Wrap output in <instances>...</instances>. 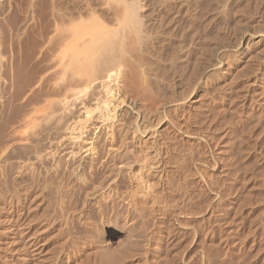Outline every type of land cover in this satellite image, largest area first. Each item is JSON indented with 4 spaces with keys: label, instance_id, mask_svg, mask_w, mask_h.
Listing matches in <instances>:
<instances>
[{
    "label": "rangeland",
    "instance_id": "374dc122",
    "mask_svg": "<svg viewBox=\"0 0 264 264\" xmlns=\"http://www.w3.org/2000/svg\"><path fill=\"white\" fill-rule=\"evenodd\" d=\"M107 1L0 0V44H2V42H7L6 44H2V47L0 45V49L2 50L4 47L3 45H5L4 51L6 50V53L8 51L10 52L12 49L16 50L19 45L22 48V43L24 44V48V46L28 43L27 47L32 46V51L34 54L33 59H35L39 50L41 49V43L45 41L47 37L52 35L53 32L50 31L53 29L54 23H58V19L61 18L60 16L63 15V22L66 18H69L67 19L68 22L64 23V26L67 24V29L68 26L73 27L75 25L76 21L78 20L77 17L82 16L83 19H88V17H91L92 14V17L95 15L94 18L98 19L101 17L99 18L100 20L104 18L103 16L106 12L102 11V14L98 9H101V7L104 6H109L107 5L109 4ZM116 1L117 3L119 1V3H126L128 0ZM178 1L177 9L181 8L179 11H183V15L180 13L178 16V18L180 17V22L177 18V24L180 23L179 26L177 25V27L181 26L180 29L176 27L179 31L178 32L176 30L178 33L177 37L179 38V36H182L185 31H187L184 34L188 37L186 38L187 40L192 35V39L190 38L191 41L188 40V43L190 44L189 49L192 53H190V55H192V61L198 54V51L193 50L196 49V44L200 43V41L197 43V41L194 40H197V37H199L198 39L202 37L200 36L202 35V28L205 27L206 29V37L211 33L210 42H212V34H216L215 29L218 31V28L220 29L222 26L223 28H226V25L231 27L234 26L233 24L236 22V19L232 17V10L234 11L236 7L235 5L243 6L244 4H247V2L251 4L255 2L257 5L255 3L252 4L253 6L256 5L253 7V13L255 14L257 12V16L254 14L252 15V13L251 15L255 16V19H264L263 0H238L239 2L237 0L236 2L233 0L231 2V7L235 6L234 9L230 7V9H224V11L221 8L224 3L222 0H220L221 2H218V0L217 2L216 0H207V2H210L208 4L209 7L206 3V0H200L199 4L202 6L199 5V10L202 11L201 9H203L204 12H199L200 17H196L198 18L197 21L196 18L194 19L195 22L194 24L191 23L193 25L192 26L189 23L190 21L188 22L185 20L188 17V13L184 14V10H188V8L192 9V0H190L191 4H188L190 3L189 0H186V2H183V0ZM102 2L107 3L104 5ZM213 2L214 4H212ZM243 2L245 3L242 5ZM181 3H184V5ZM232 3L237 4L233 5ZM186 4H188V6H186ZM210 4L212 6V12L210 11ZM181 6L185 7L184 10ZM200 6L202 8H200ZM186 7L188 8L186 9ZM213 7L216 11H218L216 12ZM204 9H208L209 13ZM220 9L224 13H220ZM229 10L231 13H225ZM98 14L99 16H97ZM185 15H187V17ZM226 15L230 16L226 17V19L224 17ZM251 15L247 14L246 16L249 17ZM73 17H76L77 19H75V22L71 23V25L73 23L74 25H68L69 21ZM242 17H244L241 18L243 20L245 19L244 21H246V19L249 20V18H253H247L245 15ZM105 19L106 17L102 21L107 22L108 17L106 19L107 21H105ZM206 22H208L209 25ZM107 23L111 24L108 25ZM107 23V29L115 30V28H118L116 24H112L115 22L111 20H109ZM185 24L187 25L186 27ZM189 24L190 27H194L193 29L190 28L192 31L189 29ZM115 25L117 27H113ZM216 26L219 27L216 28ZM176 28L171 27V30L169 29V33L174 34V32H176ZM190 31L193 33H190L189 35ZM207 31H209V33ZM44 32L46 33L44 34ZM47 34L49 35L47 36ZM175 34L174 39L177 38H175ZM214 37L215 36H213V38ZM208 38L209 37H207V39ZM208 40L207 42L210 44ZM176 41L179 42L178 40H175L174 44H176ZM30 42H32V45ZM177 44L174 46L177 47ZM212 44H210L213 47L212 53L216 57H213V61L216 62L219 52L225 48L222 46H226V44L221 41L219 42L218 40L212 42ZM195 52L197 54L194 57L193 54H195ZM6 55H8V53ZM239 58L240 56L238 53L229 52L227 61L225 62L226 64L224 63V67H222L224 68L225 72L224 70H222V72L218 70L216 71L217 73H214L213 71L206 70L205 75L207 74L206 76L208 78L206 77L207 79L203 78V80L199 81L198 86H196L188 102H185L184 105H181V107H179L180 109L175 108L174 110L173 108H169L167 110L169 116L172 115V117L170 116V118H172V122H175L176 124L180 123V125L183 124L182 127L185 130L189 129V131H187L192 134L195 133L194 136L196 137L184 138V136H181V134L175 135L174 132H170L167 129H165L167 132L162 131L160 133L157 140L159 139L158 141L161 143V157L163 162H166L165 164L167 166L165 165V171L160 172L162 174L159 173L160 176L156 173V176L158 175L157 177L155 176L154 172H147V174L144 170H142V172L139 171V169H137L139 168V165L136 166L137 168H134L135 171L132 170L129 172L130 169L125 168V173H123L125 177H123V175H121L119 178L116 177V171L113 169H116V167H113L111 158L108 157V155L105 156L108 147L111 146L116 148L117 145L118 147L121 145L119 131L114 127L107 134H100L99 136L101 138L98 136L99 138L97 137V139H95V147L97 152L95 157L96 160H90V157L84 158V154H82L83 156L76 154L75 157L70 158L68 155H65L66 150H64V152L63 149H61V151H55V154L52 158H44L41 160L43 163L39 162L36 164L33 160H31L33 157L30 156V154H28L26 151L29 146L28 142L26 143L24 140H18L19 138H16L17 140L14 138V142L12 138H8V133H12L10 130L13 129V125H15V127L16 125L18 126V121L16 122V120H18L20 115L22 117L24 113L23 110L25 109L23 108V105H21V99L16 100V102H14L15 104H12L13 100L11 97L5 95L3 101H6L7 105H4L5 102H3V109H1L2 107L0 106V111L3 110L2 115L5 113L3 115L4 117H2V115L0 116V120L1 123L3 122V125L5 123L4 126H7V128L3 127L5 137L8 136V139L13 140L11 145H14V147L16 146L15 149L18 147L19 148L14 151L13 147V151L15 153H12V155L10 153L8 156L1 155L0 157V220L7 219V217L17 216V211L18 213L20 211L25 213L28 217L34 218L36 222L33 227V229H35L34 231L38 230L39 232V230L43 229V231H41L42 235L40 234L39 236L38 244L40 245V242L46 243L47 256L45 259L47 260H42V258H38V256L35 255V258L41 261L33 259V256L32 259H29L30 261L20 260L19 262L18 258L2 252L0 253V259L2 261L0 264H17L18 262V264H103V262L105 264H264V259L262 260V258H264V103L261 104L260 102L264 100V96L260 98L257 95V92L256 96L254 94L255 92H253V94H249L252 93V90L246 94V90H244L247 89L246 83H250V81L253 79V74L255 75L257 67L256 64L253 66L252 62H248V64H251V67L248 65L246 68L244 64L242 65L244 66L243 69L241 66V60ZM238 59L240 61H237ZM157 60L158 59L155 61L156 64L158 63ZM158 61H160V59ZM162 63L163 62L160 61L158 63L159 66L158 64L155 65L156 68L154 69H158L159 71L154 70L156 73L154 75H157L158 73L157 76H160L159 80L161 79L165 82H163L164 84L162 83V86L167 85L169 87L170 84L167 80H169L170 77L174 75V73H172L173 70L170 72V70L164 68V63ZM255 67L256 69H254L253 73L252 69ZM239 69L243 70V72H240ZM165 70L169 71L171 74L167 72L170 74L168 75ZM182 72H179L180 77ZM243 73H245V75ZM38 75H40V73H34V77L36 76L34 81H37L39 77ZM157 76H155L156 82L158 79ZM235 76H238L236 77L238 79H236ZM51 77L53 76H50L49 78L50 83L48 82L41 89L43 92H40L39 89H37V84L33 86L32 89H37L38 91L32 96V99H30V106L28 105V108L32 107L31 104H34L38 101L37 96L40 99H43V96H45L47 92L49 93V91H52V83L55 82L57 78L53 77L55 81L51 82L54 80ZM161 80L159 82H161ZM170 80L169 82L171 83ZM243 86L245 88H243ZM168 87L166 88L165 86L164 89L167 91ZM25 91L24 93L26 94L30 93ZM242 94L245 96V99L243 98ZM155 95L157 94L155 93L154 96ZM253 97H256L255 100H253ZM249 98H251L250 100L253 101L248 103V101H250ZM5 99H11L12 102ZM156 99H158L157 96ZM9 102L10 104L8 105ZM141 104L142 102H140L139 107L142 106ZM14 105H16V107ZM11 106L15 107L14 111L16 112V117L14 116V111L12 109L13 107ZM4 107L7 108V110L5 109L6 111H4ZM120 107L118 114L121 112V115H123L119 116V119H121V121L127 122V124L133 125L135 123V119L133 117L134 115L127 114L124 111L125 106H123V104H121ZM18 109L22 112L19 111L17 114ZM8 112L13 116L11 117ZM21 117L19 118V121L21 120ZM1 123L0 125H2ZM8 124L11 128L8 127ZM54 126L55 124L53 127L51 126L52 129H54ZM72 126L73 125H71V128ZM58 128L59 127H55L57 132L59 130ZM4 129L8 131L6 132ZM50 129L51 128H47L45 130ZM52 129L50 131L55 133V129L53 131ZM69 129L67 131L71 132ZM42 131L43 130L40 132ZM50 131H48L49 133L47 137H50ZM67 131H64V136H61L64 134L61 130H59V133L57 134H51L52 138L54 135H56L54 136V139L51 138L52 141L55 140V144H59L61 142L64 146H70V144H72L71 141L73 137L70 133L68 135L66 133ZM40 132L37 131L38 134ZM45 133H47V131ZM45 133H43L44 136ZM39 135L37 136L39 137ZM59 135L62 138H60ZM35 137L36 136H34V138ZM56 137L58 139H56ZM8 139L5 138L9 144L11 143V140L9 142ZM35 139L33 140L35 141ZM136 140L137 141L134 140L135 142L128 140L127 145H130L131 147L132 144L131 148L133 149L135 147V149H137L136 147H139V145L141 146L145 144L142 142V140L140 141V139ZM7 141H5L2 145L0 144V146L3 147ZM40 141L42 140L40 139ZM43 142H45V140ZM162 144H167L169 146L168 148L165 147L166 149L164 148V152L162 150L164 147ZM158 145L160 147L159 143ZM25 147L27 148L25 149ZM17 151L19 152L17 153ZM21 152L23 156L20 154ZM128 156L130 157L128 161L132 160L131 155ZM8 157H11L12 159ZM19 157L21 159H18ZM80 157L82 158V161L80 160L78 162ZM81 163L82 165H80ZM25 165L26 167H24ZM112 174L115 176H112ZM119 183L120 185H118ZM86 193L88 194L86 195ZM34 195L37 198H35ZM29 207L35 208V210L32 208L30 209ZM15 210L16 212H14ZM99 234L100 236H98ZM110 234L112 235V240L109 242V247L112 245L110 251L113 249V251L110 253L112 254L115 252L112 255L109 253L112 257L109 256L107 252H103L105 253L103 255V253H100L96 249L98 248V243L100 242H98V239L102 241ZM128 237H131L132 239L134 238L136 240V242L133 243V250H130L131 254L128 252V242L130 240ZM133 240L131 241L133 242ZM124 250H127V254L125 252L126 255H124ZM89 253L92 254V256ZM119 253H121V255H119ZM107 256L111 259L115 257V261L113 260L114 263L112 261L110 262L111 259L109 258V260ZM124 256L126 260H123ZM25 261L27 262L25 263Z\"/></svg>",
    "mask_w": 264,
    "mask_h": 264
},
{
    "label": "bare ground",
    "instance_id": "6f19581e",
    "mask_svg": "<svg viewBox=\"0 0 264 264\" xmlns=\"http://www.w3.org/2000/svg\"><path fill=\"white\" fill-rule=\"evenodd\" d=\"M104 1H107V0H104ZM115 1L114 0H108L107 2H109V4H107V5H109V6H107V7L104 6V7H101V9H98L101 11V13H102V11L106 12V13H104V16H103L104 18L106 17V19H107V17H108V21L111 20V21L115 22V23H112V24H116L118 26V28H115V30L107 29L108 27H106V26L108 24L107 23L108 21L106 19H105V21H107V22H104V21H102L104 18L99 20V18H101V17H99L97 19V18H94L95 15H93V17H92V14H91V17H88V19H86V18L83 19L81 16V17H77V19H78L77 20L76 17L75 18L73 17L72 18L73 20L71 19L72 21L70 20L71 22L69 21L68 25L69 24L71 25V23L75 22L76 20L77 21H76L75 25H74V23L71 25V26L74 25L73 27L68 26V29H67V27H66L67 24H65L66 26H64V23H67L68 22L67 19H69V18H66L65 20H67V21L64 20V22H63L62 19H64V18H62V16H63L62 15V16H60L61 18H59V19L57 16V19L60 22L59 21H58V23L53 22L54 27H53V29L51 27L52 30L50 31L53 33H52V35L47 37V39H45V41H43L41 43V49L39 50L38 55H37V57H35V59H33L34 54L32 51V46L27 47L28 43H27V45L24 46V48H23L24 44L22 43V48L19 45V47H17L16 50L12 49L10 52L8 51L6 53H5L6 50L4 51L5 45H3L4 46L2 49L3 51L0 49V106L1 107L3 106V102H5L4 105L6 104V101H3V98L5 97V95H7V96L11 97L13 102L11 101V99H5V100H8V101L10 100L12 102V104L14 102H16V100L21 99V101H22L21 105H23V108L25 109V110H23L24 113H23L22 117L20 115L21 120L19 121V118H20L19 116H18L19 117L18 120H16V122L18 121L17 122L18 126L16 125V127H15V125L12 124L15 128L13 127V129L10 130L12 133H8L9 137L7 135L6 136L8 138H12L13 140H14V138L15 139L19 138L18 140H24V141H26V143L28 142L29 143L28 149H26L27 147H25V149L28 152V154H30V156L33 157V159H31V160H33L36 164L39 162L43 163V161H41V160L44 158L45 159L46 158L47 159L52 158L55 154V151H57V150L61 151V149H63V151L66 150L65 155H68V157H70V158L75 157L76 154H80V155L84 154V156L82 155L84 158L90 157L89 158L90 160H94V159L96 160L95 157L97 155V152H96V147H95V139H97V137L100 134H103V133L107 134L114 127V128H116V130L119 131V136H120L119 138H121V141H120L121 145L119 147L117 145L116 148L111 147V146L108 147L105 156L108 155V157L111 158V162H112L113 167H116V169H115L111 166L116 171L115 172L116 177H118V178L121 177V175H123V173H125L124 172L125 168H127V169L129 168L130 169L129 172H130V171L134 170V168L138 165H139L138 166L139 168H137V167L136 168L139 169V171H141V172H142V170H144V171H146V173L147 172L148 173L154 172L155 176H156V173L159 175L160 172L165 171L164 169H165V165H166L165 164L166 162L164 163L162 160V157H161V151H160L161 143L158 141L159 139L157 140L160 133L162 131L167 132V130H168L170 132H174L175 135L181 134V136H184V138L185 137H187V138L188 137L189 138L196 137V136H194L195 133L192 134V133L188 132L189 129H187L188 131L185 130L182 127L183 126L182 123H181L182 125H180V123L176 124L175 122H172L171 121L172 118H170V116L172 117V115L169 116V113L167 110L169 108L170 109L173 108L175 110V108L177 109V108L181 107V105H184L185 102H188V100L190 99V96L192 95L196 86H198L199 81H201V80H203V78L207 77L206 76L207 74L205 75L206 70L213 71L214 73L218 70H220L222 72V70H224V68H222V67H224V63L227 61L229 52H232V53L236 52L239 54V56H240L239 59L241 60V63H242L241 66L245 64L244 65L245 67L248 65H249V67H251L250 66L251 64H248V62L249 63L252 62L253 66H255L254 64H256L257 69L255 67L252 70H253V73H254V69H256L257 71L255 70L256 73H255V75L253 74L254 77L250 81V83L249 82L246 83L247 89H244V90H246V94H247V92H251V90H252V93H249V94H253V92H255L254 94L256 96V92H257V95L260 98L264 96L263 95L264 94V19L263 18L262 19L261 18L255 19V16H257L256 11H255L256 12L255 14L253 13V11H254L253 7H255L257 5L255 2H254L256 4L255 6L252 5L254 3L251 4L249 2H247V4H244L246 1L242 3V5L244 4L243 6L235 5L237 3L233 4L234 3L233 2L232 4L236 6V7L234 6L235 7V9H234V7H231V2L233 0H225V1L222 0V2H224V3H223V5L221 3L222 7L221 6L220 7L222 8L223 11H224V9L225 10L230 9V7L232 9H234V11L232 10V12H233L232 17L236 19V22L233 24L234 26H232V27L226 25L229 28H227L226 26H225L226 28H223V26H222L219 29L218 28L219 26L218 27L216 26V28H218V31H217V29H215L216 34H212V42L218 40L219 42L221 41V42L225 43L226 46H224V45L222 46L225 48L219 52V54L217 56L218 59L215 62V61H213V59H214L213 57H215L212 53L213 47L210 45V44H212V42H210L211 41L210 40L211 39V35H210L211 33L208 34V36H207V37H209L208 38L209 40H208L206 37L207 34L205 35L206 29L203 26H202L203 28L201 31L202 35H200L202 37H200V39H198L199 37L196 36L197 40H194V41H197V43H198V41H200V43L196 44V46H195V48L197 50L196 49L193 50V51H198V54L195 52V54H193L194 57L196 54L197 55L193 61L191 60L192 55H190L191 50L189 49L190 44L188 43L189 42L188 40H190V38L192 37V35H191V37L189 35H190V33H193V32H191L192 30L190 28H192V26H193L192 24H194V22H195L194 19L197 16L200 17L199 14L203 11V9H201L202 11L199 10V5H201V4H199L200 0H192V4L189 0L190 3H188V4L192 5L191 6L192 9H189L188 7H186V9L188 8V10H190V11L184 10L185 7L181 6L183 8V10L185 11L184 14L188 13L187 14L188 17H187V15H185L187 17V19H185V20H187L188 22L190 21L189 22L190 24L192 23L191 27H190V24L188 25L189 29L191 30L189 32V35H188L190 37L188 40L186 39L188 37L186 35H184L185 32H187V31H185V32L182 31V32H184V34L183 35L181 34L182 36H179V38L177 37V34H178L177 28L180 29V27H181V26L177 27V25L179 26V24H180V23L177 24L178 20L180 18V17L178 18V16L180 15V13L183 12V11L182 12L179 11V9H181V8L177 9V5H178L177 1L178 0L177 1H175V0H128L126 3H119L120 1L117 3V1L116 2ZM208 1H211V0H208ZM219 1L220 0H218V2ZM234 1L236 2V0H234ZM247 1H249V0H247ZM107 2H105V3H107ZM183 2H186V0L185 1L183 0ZM216 2H217V0H216ZM105 3H103V4L106 5ZM206 3L208 5L210 2H207V0H206ZM240 3H238V4H240ZM181 4L184 5V3H181ZM188 4H186V6H188ZM212 4H214V2ZM201 6H200V8H202ZM216 6H215V8H216ZM208 7H209V5H208ZM210 7H211L210 11L212 12L213 10H212L211 4H210ZM259 7H260V5H259ZM215 8H214V10H215ZM262 8H261V10H262ZM208 9H206V10L209 13ZM257 9H258V7H257ZM222 10L220 9V13L222 12ZM227 12H230V10L226 11L225 13H227ZM91 13H92V11H91ZM222 13H224V12H222ZM230 13H228V14H230ZM251 13H252V15L254 14L255 16H252ZM218 14H219V12H218ZM247 14L248 15L250 14L251 16H249V17H251V18L253 17V18L250 19L249 17L246 16ZM182 15H183V13H182ZM244 15H245V17L249 18V20L246 19V21H244L245 19L244 20L241 19V18H244V17H242ZM97 16H99V14ZM203 16H205V15H203ZM228 16H230V15H226L224 17L226 18ZM85 17H87V16H85ZM177 18H178V20H177ZM57 19H55V20H57ZM197 19L198 18H196V21H197ZM235 19H234V21H235ZM53 20H54V18H53ZM215 20H217V19H215ZM179 22H180V20H179ZM231 22H232V20H231ZM206 23H208V22H206ZM210 23H212V22H210ZM110 24H108V25H110ZM186 24H187V22H186ZM186 24H185V27L187 26ZM116 25L113 27H117ZM208 25H209V23H208ZM230 25H232V24H230ZM171 27L172 28L177 27L175 29V31L176 30L177 31L174 32V34L176 33L175 34V38L177 37L176 39H174L173 33H169V29ZM181 29H183V28H181ZM43 30H45V29H43ZM207 32L209 33V31H207ZM45 33L46 32H44V34ZM195 33H197V32H195ZM197 34H199V33H197ZM48 35L49 34H47V36ZM42 36H44V35H42ZM213 36H215L214 37L215 39L213 38ZM6 38H8V37H6ZM5 40H7V39H5ZM43 40H44V37H43ZM175 40L179 41V42L176 41V44L178 43L177 47L174 46V45H176V44H174ZM207 40L210 42V44L207 42ZM192 42H193V40H192ZM4 43L2 42V44H4ZM30 43L32 45V42H30ZM215 43H218V42H215ZM2 44H0L1 47H2ZM15 44H16V42H15ZM19 44H21V43H19ZM193 44H192V46H193ZM219 44H221V43H219ZM157 48H159V49H157ZM7 53H8V55H6ZM156 59H158V60L160 59V61H162L164 63V64L162 63L163 67L166 68L167 70H170V72H172L171 70H173L172 73H174V75H172V77H170V79L171 78L172 79L170 80L168 78L171 81V83L169 82V80H167L168 83L170 84V85L168 84L169 87L167 85H163L164 87L162 86V83L164 81L160 79L161 82H159L160 76L159 77L157 76L158 73H157V75H154V74H156L155 71L158 70V69H154V68H156L155 65H157L160 62L157 60L158 63L156 64L155 63ZM239 59L237 61H240ZM154 63H155V65H154ZM246 63H247V65H246ZM153 66H155V67H153ZM158 66H159V64H158ZM244 66H242V68ZM163 67H162V70H163ZM249 69H251V68H249ZM182 71H184V72H182ZM37 72H38V74L40 73V75H38L40 78L38 77L39 80L37 79V81H34V78L36 77V76L34 77V73L37 74ZM167 72H169V71H166V73ZM179 72H182V75L180 74L181 77L179 76ZM224 72H225V70H224ZM240 72H243V70H240ZM249 72H251V71H249ZM245 73H246V70H245ZM245 73H243V74L245 75ZM170 74H168V75H170ZM183 75H184V78H183ZM50 76L57 78L55 81V79L53 77H51L54 79V80L51 79L52 80L51 82L55 81L52 83L53 84L52 91L51 92L49 91V93L47 92V94H45V96L42 95L44 97V98L42 97L43 99H40L37 96V100H38L37 102L38 103L36 102L34 104H31L32 107L28 108V105L30 106L29 103H30V99H32V96L35 95V93H37V91H38L37 89H39L40 92H43L41 89L44 87L45 84H47L49 82ZM155 76L158 77L157 82H159V83L156 82ZM236 77H238V76H235V78ZM181 78H183V79H181ZM236 79H238V78H236ZM246 79H248V78H246ZM36 84H37V89H32L33 86ZM52 84H50V85H52ZM165 86H166V88L168 87L167 91H166V89H164ZM34 88H36V87H34ZM49 88H50V86H49ZM243 88H245V87L243 86ZM25 90H27V91H25ZM24 91L30 92V93L26 94V93H24ZM155 93L157 95L154 96ZM41 94H43V93H41ZM37 95H39V94H37ZM30 96H31V98H30ZM156 96L158 99H156ZM242 96H243V98L245 97L243 94H242ZM247 96H249V95H247ZM10 97H8V98H10ZM255 98L253 100H255ZM250 99L251 98H249V100ZM253 100L248 101V103L253 101ZM261 100H263V99H261ZM35 101H36V99H35ZM263 101H260L261 104L264 103ZM33 102H34V99H33ZM39 102H41V103H39ZM140 102H142L141 107H139ZM257 103H259V102H257ZM9 104H10V102L8 103V105ZM121 104H123V106H125L124 111L127 114H131V115L133 114L134 115L133 117L135 119V123L133 125L127 124V122L121 121V119H119V116L123 115V114L121 115V112L118 114V110L121 108L120 107ZM14 106L16 107V105H14ZM14 106H11V107H13L12 108L13 111L15 108ZM20 108H21V106H20ZM263 108H264V106H263ZM1 109H3V107ZM5 109L7 110V108L4 107V111H6ZM254 110H256V109H254ZM2 111H0V116L3 113ZM13 111H11V112H13ZM19 111L22 112L21 110L18 109L17 114ZM13 113L15 116L16 112L14 111ZM19 114H22V113H19ZM3 115H2V117H4ZM9 115H10V113H9ZM10 116L12 117L13 115H10ZM7 118H8V116H7ZM9 120H10V117H9ZM0 123H1V120H0ZM54 124H55L54 129H55V127H59L58 129L61 130L63 133H64V131H67L69 128H71V125H73L72 128L69 129V130H71V132H69V131L66 132L68 135L70 133L73 137V139L71 141L72 144H70V146L68 144H67L68 146H64L61 142L60 143L57 142L59 144H55V142H54L55 140L52 141V139H54L55 138L54 136H56V135H54L52 138L51 134L59 133V130H58V132L56 131L57 128L55 129V133L50 131ZM2 125H0V144L1 145L5 141H7V140H5V138L8 139L7 137H5L4 131H3V127L7 128V126H4L5 123L3 126ZM9 126L10 125L8 124V127ZM184 127H185V125H184ZM9 128H11V127H9ZM47 128L48 129L51 128V129L45 130ZM54 129H52V131ZM65 129H67V130H65ZM165 129H167V130H165ZM41 130H43L42 131L43 133H45L47 131V133H45V136L42 132H40ZM37 131L40 132L39 133L40 135L42 133V135L40 136L37 133ZM48 131H50V137H47V135L49 133ZM61 133H60V135H61ZM37 135H39V137ZM60 135H59V137L62 138L61 136H64L65 133L61 136ZM34 136H36L35 137L36 139H38V138L39 139L36 140L34 138ZM57 137H56V139H58ZM33 139H35V141ZM40 139L42 141H40ZM64 139H66V138H64ZM136 139H138V140L140 139V141L142 140V142L145 144H143V143H141V144H143L144 146L143 145L140 146L138 143H136L139 145V147H136L137 149H135V147H134L135 144H134V146H133L134 148L132 149L131 148L132 144H131V147H130V145L129 146L127 145L128 140L135 142V141H137ZM8 140L10 142L11 139H8ZM13 140H11V143H9V144L7 141V143H5L4 144L5 146L3 145V147L0 146L1 147L0 157H1V155L2 156H8V155H10V153L12 155V153H15L14 151L19 148L18 147L15 149L16 146L14 147V145H11L13 143L12 142ZM44 140H45V142H43ZM36 141H38L39 143L40 142H43V143L39 144ZM14 142H15V140H14ZM120 142H119V144H120ZM133 142H131V143H133ZM158 143L160 144V147H159ZM106 144H108V143H106ZM166 145H163L164 146L162 149L163 152H164L165 147L166 148L169 147L168 145L167 146ZM13 147H14V151H13ZM101 149H100V151H101ZM18 152L19 151H17V153ZM20 154H22V152ZM26 155H27V153H26ZM128 155H131L132 160L128 161L130 158ZM22 156H23V154H22ZM26 157H24V158H26ZM8 158H11V157H8ZM8 158H6V159H8ZM18 159H21V158L19 157ZM27 159H30V158H27ZM81 159L82 158L80 157L78 162ZM1 160H2V158H1ZM74 160H75V158H74ZM15 161H17V160H15ZM83 162H85V161H83ZM100 163H101V161H100ZM80 165H82V163ZM24 167H26V165ZM106 168H107V166H106ZM113 169H112V172H113ZM105 174H107V173H105ZM150 174H152V173H150ZM160 174H162V173H160ZM113 175L114 174H112V176ZM128 176H129V174H128ZM145 176H148V175H145ZM123 177H125V176L123 175ZM162 179H163V177H162ZM143 180H144V178H143ZM101 181H102V179H101ZM118 185H120V183ZM124 185H126V184H124ZM121 186H123V185H121ZM141 186H143V185H141ZM150 190H151V188H150ZM221 193H220V195H221ZM87 194L88 193H86V195ZM34 197H35V195H34ZM35 198H37V197H35ZM128 202H130V201H128ZM151 202H152V200H151ZM32 207H29V208L31 209ZM32 209L35 210V208H32ZM2 211H3V209H2ZM14 212H16V210ZM6 214H8V213H6ZM17 214H16L17 216H15V217H7V219L2 218L3 220H0V223H1L0 253L5 252V253L9 254L10 256L18 258L19 262H20V260L32 259L33 256H34L33 259H36L35 255H37L38 258L40 257V258H42V260H44L47 256V245L45 242H43V243L40 242L41 243L40 245L38 244V242H39L38 239H39L40 234L42 235L41 231H43V229L39 230V232H38V230L34 231L35 229H33V227L36 223L35 219L32 217H28L25 213L20 212V211H19V213L17 211ZM32 214H34V213H32ZM30 218H32V219H30ZM139 232H141V231H139ZM98 236H100V234ZM129 238H130L129 242L127 240L126 241L129 243L128 244V250H129L128 252L130 253V250H133V247H134L133 243H135L136 240L134 238H133L134 239L133 240L131 237H128V239ZM111 240H112L111 234L106 239H104L102 241L98 239V242L100 241L98 243L99 249L98 248H96V249L100 253L107 252L109 254L110 252L113 251V249L110 251V248H112V245L109 247V242ZM131 240H133V242ZM94 251H96V250H94ZM126 251L124 250V255L127 254ZM125 252H126V254H125ZM113 253H115V252H113ZM104 254L105 253H103V255ZM108 254H106V255H108ZM110 254H109V256L112 255V254L111 255ZM48 255H49V253H48ZM90 255L92 256V254H90ZM90 255H89V257H90ZM119 255H121V253H119ZM260 257H262V256H260ZM107 258H108V256H107ZM114 258L115 257H113V259L110 258L111 259V260L109 259L110 262L112 261L114 263V261H115ZM124 259H125V256H124L123 260ZM263 259L264 258H262V260ZM36 260L38 261L39 259H36ZM45 260H47V259H45ZM119 260H120V258H119ZM31 261H33V260H31ZM39 261H41V260H39ZM121 261H122V259H121ZM0 262H2L1 259H0ZM26 262L27 261H25V263ZM91 264H93V263H91ZM103 264H105V263L103 262Z\"/></svg>",
    "mask_w": 264,
    "mask_h": 264
}]
</instances>
